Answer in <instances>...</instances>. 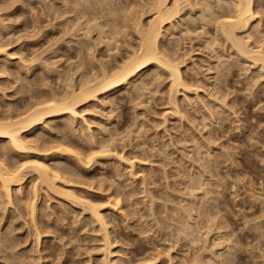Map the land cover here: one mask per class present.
<instances>
[{"label":"rangeland","instance_id":"374dc122","mask_svg":"<svg viewBox=\"0 0 264 264\" xmlns=\"http://www.w3.org/2000/svg\"><path fill=\"white\" fill-rule=\"evenodd\" d=\"M95 1L87 2L95 6ZM102 1L103 5L108 2V7H119L117 16H107L103 11L106 17L95 11L97 6L78 0H0V42L7 50L6 55L0 54V113L22 110L49 93L62 96L72 82L78 85L102 64L114 69L113 73L127 60L128 52H139V36L128 27L130 17L126 15H130V10L146 27L154 17L149 7L153 1ZM198 1L202 0L192 1L193 10L186 7L182 11V20L173 22L174 30L165 26L163 34L167 36L160 41L163 49L184 59L180 69L191 89L176 94L177 109L169 102L168 75L151 68L139 76L137 90L121 88L82 107L83 121L77 118L71 124L62 117L48 121V127H39V135L49 141L47 148L69 140L61 145L66 153L53 147L43 154L48 155L46 161L50 159L46 164L57 162L74 168L78 155L87 157L93 153L91 150L96 152L101 147L106 154H99L98 163L83 166L85 177L78 180L94 184L92 188L76 186L74 194L81 199L79 203L40 196L35 211V219L40 222L37 229L27 214L29 203L25 199L19 202L20 197L13 195L17 198L14 205H7L0 195V264H211L217 254L235 264H264V75L261 77L258 64L245 57L241 60L229 43L213 40L214 25L198 20L202 19L196 13L201 10ZM231 1L227 2L231 5ZM252 2L259 15L247 33L259 24L260 33L256 35L263 39L254 36V40L261 39L264 46V0ZM204 15L207 17V13ZM112 21L116 22L114 26ZM187 24L192 25L188 28ZM183 30L185 35L181 34ZM245 34L239 36L245 39ZM247 42L257 47L250 40ZM55 138H62L63 142H56ZM117 152L123 161L115 158ZM15 159L11 156L9 162H16ZM24 185L22 196L26 197L32 184L28 179ZM113 198L119 200L117 205ZM250 204L253 208H249ZM88 205L99 206L104 217L108 239L113 244L109 248L111 257L103 247L104 231L88 213ZM206 211H211L210 215ZM217 221L224 226L215 228ZM257 223L263 224L260 231ZM36 230L40 233L37 238Z\"/></svg>","mask_w":264,"mask_h":264},{"label":"bare ground","instance_id":"6f19581e","mask_svg":"<svg viewBox=\"0 0 264 264\" xmlns=\"http://www.w3.org/2000/svg\"><path fill=\"white\" fill-rule=\"evenodd\" d=\"M78 1H83V3H88L87 1L90 0H78ZM110 3V0H107ZM119 1V0H118ZM153 1L152 3L148 2V4L150 3L151 5L150 7V11L153 12V19L148 23V25L146 27H144L141 23V20L137 17H134L133 15L136 16V14H131L130 10L128 11L130 14L128 17H130V19L125 18V20H127V22H129L128 27H130V29H133V31L135 30V34L139 39V52H128L127 55V60L126 61H122V63L120 65L117 66V69L115 68V71L112 73V70H110L106 65H101L100 63L98 65H101L100 68H96V66L98 67V65H95L96 70H98L96 73L94 71V74L91 75V77L93 76V78L91 77H80V79H85L82 81V79L80 81H78V85H73L75 82H72V86H66V93L62 96L58 95L57 92L54 94H48L47 96L45 95V97H43V99H40L39 101H35L32 104L31 103H27L28 106L22 110H14V113L10 112L8 114H2L0 113V195H2L1 197L5 198V201L7 205H14V200H16L17 198L14 197L13 195H17L20 197V201H23L24 199L29 203V205L26 206L28 207V211L27 214L30 216V220L33 223V227L35 226L36 228V224L37 223V219H35L36 217V203L39 200L40 196L42 197V195H44V197H48L51 200L52 199H59L60 201H70L72 203H77L78 202V195L76 196L74 194L75 188L76 186H85L87 188L90 187L92 188V184L94 183H89L87 184V182L85 183L84 181H79L78 179L82 180L81 178L85 177L83 175V166L90 165L89 163H96L97 161V157L100 156L99 154H104L106 152L105 149H103V147H101V149L97 148L98 151L96 150V152H94L93 150H91L93 153H90V155H88L87 157H84L85 155H83L84 158L79 157V155L77 156V162L76 165L74 163L73 167H67V166H63L59 163H55V162H51L52 164H46L49 160L46 161V159H48V155H43L44 153H48V151H52L53 149L57 151L59 150L60 153H66V149H63L61 145H64V143L66 144V142H68L69 138H63V140H68V141H61V139L59 140L58 138L56 139V142L59 140V142H63V144L61 143L60 146H51L49 148L48 147V142L45 138H43L42 136L39 135V130H41L39 127H41L42 125H45L48 127V121H52L54 119L57 118H62V117H67L68 120H70V123H74V121L79 118L80 120L83 121L84 117H83V113L81 114L80 110L82 107L89 105L91 102H95L98 100L99 96H103V97H108L107 95L117 92L119 91L121 88H130V90L133 88H136V83L137 80L139 78V76L141 77L142 73L145 72L148 69L154 68L157 70H160L162 72H165L168 75V79L170 81V96H169V102L170 105H173V107H176V94L179 91H183L185 93V91L189 92V90L191 89L187 83H185L183 77H182V73H181V66H183L184 64V59H180V58H176L175 54L177 53H171V51L169 52L167 49H163V46H160V41H162L161 39H163V41L166 39L164 38V36L166 37L167 35H164L163 30L165 28V26H175L173 25V22L178 19L181 18L182 20V16L181 15L182 11L185 10L186 7H190L189 9L193 10V0H173L172 3H170V0H150ZM195 1V0H194ZM230 1V0H227ZM226 0H202L201 2L198 1L200 4V9H198L200 11L196 12L198 14H200L199 17H201L202 19H198V20H202L201 22H203L204 24H209L207 26H211L214 25L213 29H214V33H216V35L211 36L213 38V40L215 42H217V40L222 41L224 44L225 43H229L231 45V47H233L236 52L237 55L241 57H243V59L247 58L249 59L253 64H258V70L261 69V72L263 74H260L261 77L264 75V46L262 45V41L257 40L258 37L256 34L260 33L259 31H257V28L259 26H256L253 28L251 33H247L249 28H251V24L253 22H255V16L258 14V11H256L254 9L253 6V2L252 0H233L231 1L234 5L229 4V2H227ZM66 2V1H65ZM95 7V11H98L97 13H102L104 11V13L108 15H110V17H115L117 16L116 12H117V8L119 7H108L109 4H107L108 2H106L105 0V4L103 5V1L102 0H96ZM144 2V1H143ZM197 2V3H198ZM91 2H89L87 5H89ZM94 3V1H93ZM118 3V2H117ZM128 3H132V2H128ZM144 4V3H143ZM259 4V3H258ZM85 5V4H84ZM92 6V4H90ZM89 5V6H90ZM113 5V4H112ZM79 6V5H78ZM92 6V7H93ZM105 6V7H104ZM107 6V7H106ZM116 6V5H115ZM131 7L133 6L132 4L130 5ZM148 6V5H147ZM195 6V5H194ZM202 6V7H201ZM90 7V9L92 8ZM130 7V8H131ZM148 7V9H149ZM231 7V8H230ZM98 8V10H97ZM122 8V7H121ZM129 8V9H130ZM147 8V7H146ZM94 10V8H92ZM196 9V8H195ZM74 10V9H73ZM72 10V11H73ZM120 10V9H119ZM118 10V12H119ZM135 10V8H134ZM197 10V9H196ZM197 10V11H198ZM220 10V12H222V14L218 11ZM227 10V11H226ZM195 11V10H194ZM194 11L192 13H194ZM218 11V12H217ZM94 12V11H93ZM133 12V10H132ZM135 12V11H134ZM191 12V11H189ZM102 13L103 15L106 16V14ZM124 13V12H122ZM185 13V12H183ZM207 13V17H205L204 14ZM93 14V13H92ZM96 14V12H95ZM99 14V16H100ZM187 14V13H186ZM197 14V15H198ZM87 15V14H86ZM132 15V16H131ZM190 15V14H189ZM196 15V14H195ZM209 15V16H208ZM259 15V14H258ZM84 16V15H83ZM94 16V14H93ZM98 16V14H97ZM96 16V17H97ZM106 16V17H107ZM186 16V15H184ZM223 16V17H222ZM225 16V17H224ZM90 17V15H89ZM95 17V16H94ZM131 17H133L131 19ZM139 17V16H138ZM190 18L192 16H189ZM198 17V18H199ZM222 17V19H221ZM86 18V17H85ZM92 18V17H91ZM101 18V17H99ZM137 18V19H135ZM193 18V17H192ZM207 18L206 21H204ZM260 18V17H259ZM84 19V18H83ZM95 19V18H94ZM104 19V16H103ZM121 19V18H120ZM197 19V18H196ZM194 19V20H196ZM79 20V19H78ZM102 20V19H101ZM108 20V19H107ZM113 20V18H112ZM133 20V21H132ZM180 20V21H181ZM184 20V19H183ZM106 21V20H105ZM109 21V20H108ZM116 21V19L114 20ZM124 21V20H123ZM190 22V20H188ZM191 23H193V19H191ZM199 21V22H200ZM80 22V21H79ZM113 22V21H112ZM185 22V21H184ZM207 22V23H205ZM258 22V21H257ZM93 23V22H92ZM108 23V22H107ZM116 23V22H115ZM113 22V26L115 24ZM130 23L133 24L130 26ZM182 23V22H181ZM196 23V21H195ZM111 26L112 23L110 22ZM197 24V23H196ZM98 25V24H97ZM101 25V24H100ZM126 25V24H125ZM188 28L189 26H191L192 24H187ZM81 26V25H80ZM88 26V25H87ZM92 26V25H91ZM96 26V25H94ZM108 26V25H107ZM183 26V25H182ZM186 26V25H185ZM255 26V24H254ZM3 27V26H2ZM76 27V26H75ZM99 27V26H98ZM101 27V26H100ZM128 27H126L127 29H129ZM134 27V28H132ZM172 27V28H173ZM203 27V26H202ZM94 28V27H92ZM97 28V26H96ZM95 28V29H96ZM117 28V27H116ZM121 28V27H120ZM169 28V27H168ZM187 28V27H186ZM185 28V29H186ZM204 28V27H203ZM202 28V29H203ZM94 29V30H95ZM119 29V28H118ZM167 29V28H166ZM170 29V28H169ZM184 29V30H185ZM206 29V28H205ZM87 30V29H86ZM114 30V29H113ZM123 30V28H122ZM174 30V28H173ZM180 30V29H179ZM184 30L179 33L181 34H186L187 30ZM191 29H188V32H190ZM194 30V28H193ZM200 30V29H198ZM79 31V30H78ZM120 31V30H119ZM176 31V30H175ZM203 31V30H202ZM206 31V30H205ZM92 32V31H91ZM100 32V31H99ZM103 32V31H102ZM100 33L98 34L99 36H102ZM107 32V31H106ZM168 32V31H167ZM173 32V31H172ZM184 32V33H183ZM196 32V31H195ZM207 32V31H206ZM125 33V32H124ZM127 33V32H126ZM125 33V35H126ZM129 33V32H128ZM134 33V32H132ZM198 33V32H197ZM202 33V32H201ZM242 33H246L245 35H247V37L245 39H242L241 35ZM130 34V33H129ZM166 34V33H165ZM171 34V33H170ZM169 34V35H170ZM184 34V35H185ZM204 34V33H203ZM85 35V34H84ZM241 37H240V36ZM244 35V34H243ZM106 36V35H105ZM171 36V35H170ZM174 36V35H173ZM188 36V35H187ZM198 36V35H197ZM210 36V35H209ZM254 36L257 37L256 41L254 40ZM204 37V36H203ZM103 38V37H102ZM106 38V37H105ZM104 38V39H105ZM198 38V37H197ZM206 38V37H205ZM215 38V39H214ZM253 38L254 42H252L253 40L251 39ZM97 39V38H96ZM101 39V38H99ZM103 39V40H104ZM211 39V38H210ZM207 40V39H206ZM209 40V39H208ZM207 40V41H208ZM212 40V39H211ZM210 40V42H211ZM246 40V41H245ZM250 40L252 46L256 44L257 47L254 48L251 47L250 43H248L247 41ZM2 41V40H1ZM96 41V40H95ZM162 41V42H163ZM207 41H205L207 43ZM118 42V41H117ZM205 43V44H206ZM209 43V41H208ZM262 43V44H261ZM10 44V43H9ZM108 44V42H107ZM211 45L214 44V42L210 43ZM217 44V43H216ZM110 45V44H109ZM207 45V44H206ZM204 45V46H206ZM259 45V46H258ZM5 44L4 42L1 43L0 42V54L3 52H7V50H4ZM7 46V45H6ZM210 46V45H208ZM109 47V46H108ZM115 47V46H114ZM118 48V47H117ZM165 48V47H164ZM168 48V47H167ZM229 48V47H228ZM231 49V48H230ZM91 50V49H90ZM96 50V49H95ZM172 50V49H171ZM90 52V51H88ZM97 52V51H96ZM173 52H176L173 50ZM235 52V51H234ZM233 52V53H234ZM111 53V52H110ZM93 54V53H92ZM2 55V54H1ZM6 55V53H5ZM111 55V54H108ZM113 55V54H112ZM232 55V54H231ZM236 55V56H237ZM9 56V55H8ZM238 56V57H239ZM94 57V56H93ZM108 57V56H107ZM180 57V56H179ZM245 57V58H244ZM10 58V57H8ZM183 58V57H181ZM222 58V57H221ZM232 58V57H231ZM5 59V58H4ZM113 59V58H112ZM220 59V58H218ZM223 59V58H222ZM237 59V58H234ZM246 59V60H247ZM98 60V59H97ZM242 60V59H241ZM7 61V60H5ZM26 61V60H25ZM24 61V62H25ZM44 61V60H43ZM96 61V60H95ZM229 61V60H228ZM227 61V62H228ZM244 61V60H243ZM23 62V61H22ZM110 62V61H109ZM118 62V61H117ZM247 62V61H245ZM7 63V62H6ZM33 63V62H32ZM94 63V61H93ZM222 63V62H221ZM244 63V62H243ZM249 63V62H248ZM95 64V63H94ZM93 64V66H94ZM245 64V63H244ZM115 65V64H114ZM224 65V63H223ZM243 65V64H242ZM251 65V64H250ZM255 65V66H256ZM85 66V65H84ZM92 66V67H93ZM2 67V66H1ZM47 67V66H46ZM246 67V66H245ZM7 68V67H6ZM111 71H109L108 69ZM49 69V68H48ZM61 69V68H60ZM83 69V68H82ZM94 69V68H93ZM218 69V68H216ZM256 69V70H257ZM95 70V69H94ZM248 70V69H247ZM50 71V70H49ZM82 71V70H81ZM85 71V70H84ZM93 71V70H92ZM73 72V71H72ZM228 72V71H227ZM2 73V72H0ZM71 73V72H70ZM79 73V72H78ZM77 73V74H78ZM229 73V72H228ZM259 73V72H258ZM257 73V74H258ZM31 74V73H30ZM75 74V73H74ZM144 74V73H143ZM219 75V72L217 73ZM2 75V74H1ZM6 75V74H5ZM58 75V74H57ZM81 75V74H80ZM259 75V74H258ZM59 76V75H58ZM218 77V76H217ZM260 77V76H259ZM258 77V78H259ZM60 78V77H59ZM65 78V77H64ZM143 78V77H142ZM73 79V78H72ZM216 79V78H215ZM220 80V79H219ZM224 81V80H223ZM62 82V81H61ZM139 82V81H138ZM221 83V82H219ZM70 85V84H68ZM190 85V84H189ZM225 85V84H224ZM65 86V85H64ZM69 87H71L70 89H68ZM196 88V87H195ZM195 88L193 87V91H195ZM218 88V87H217ZM226 88V87H225ZM140 89V87H139ZM214 91H215V87H213ZM137 90V88H136ZM218 90V89H217ZM4 91V90H3ZM128 91V90H127ZM141 91V90H139ZM221 91V90H220ZM182 92V93H183ZM64 93V92H63ZM192 93V92H191ZM197 93V92H196ZM222 93V92H221ZM226 93V92H225ZM34 94V93H33ZM218 94V92H217ZM222 95V94H221ZM225 95V94H224ZM41 96V94L39 95ZM38 96V97H39ZM44 96V95H42ZM185 96V95H184ZM36 97V95H35ZM42 98V97H41ZM217 98V97H216ZM106 99V98H104ZM37 100V98H36ZM109 100V99H108ZM187 100V99H186ZM222 100V99H221ZM105 101V100H104ZM107 101V100H106ZM226 101V100H225ZM172 103V104H171ZM222 105V103H220ZM104 105V104H103ZM189 105V104H188ZM220 105V106H221ZM13 108V107H12ZM23 108V107H22ZM177 109V107L175 108ZM13 111V110H12ZM6 112V111H5ZM183 114V113H182ZM178 115V114H177ZM86 123V122H85ZM70 124V125H71ZM87 125V124H86ZM85 125V126H86ZM65 126V125H64ZM73 126V125H72ZM43 127V126H42ZM46 127V128H47ZM81 127V126H80ZM43 130V129H42ZM47 130V129H46ZM49 130V129H48ZM77 130V129H76ZM66 131V130H65ZM68 131V130H67ZM50 132V131H49ZM47 132V133H49ZM76 132V131H75ZM74 132V133H75ZM60 133V131H59ZM68 133V132H67ZM51 134V133H50ZM66 137V134L63 135ZM91 137V136H90ZM102 137V136H101ZM93 138V137H92ZM54 139V138H53ZM58 139V140H57ZM98 139V138H97ZM88 140V139H87ZM195 140V139H194ZM52 141V140H51ZM55 141V140H54ZM193 141V140H192ZM214 142V140H213ZM55 143V142H53ZM93 143V142H92ZM112 143V142H111ZM114 143V142H113ZM47 144V145H46ZM52 144V142H51ZM59 144V143H56ZM46 145V147H45ZM50 145V144H49ZM68 145V144H67ZM96 145V144H95ZM99 145V144H98ZM112 145V144H111ZM110 145V146H111ZM115 145V144H114ZM56 147V149H55ZM61 147V148H60ZM93 147V146H92ZM53 148V149H52ZM94 148V147H93ZM7 151H6V150ZM70 150V149H69ZM68 150V151H69ZM86 150V149H85ZM84 150V151H85ZM100 150V151H99ZM49 151V152H50ZM56 151V152H57ZM90 151V152H91ZM113 151V150H112ZM108 152V151H107ZM53 155V152H51ZM69 153V152H68ZM67 153V154H68ZM74 153V152H73ZM77 153V152H76ZM111 153V152H110ZM78 154V153H77ZM76 154V155H77ZM106 154V153H105ZM113 153H111L112 155ZM115 158H117V160L119 161V159H121V161H123L124 158H122L121 153L118 154L114 153ZM51 155V154H50ZM49 155V157H50ZM51 155V156H52ZM55 155V154H54ZM75 155V154H74ZM75 155V156H76ZM15 157L17 160L14 164L10 163L9 158L10 157ZM105 158V156H103ZM103 157H99V158H103ZM108 157V156H106ZM111 157V156H110ZM113 157V156H112ZM51 158V157H50ZM54 158V157H53ZM103 158V159H104ZM29 159V161H28ZM114 159V158H113ZM147 159V158H146ZM39 160H43L44 162H39ZM56 160V159H55ZM130 160V159H129ZM142 160V159H141ZM52 161V160H51ZM106 161V160H105ZM128 161V160H127ZM199 161V160H198ZM197 161V162H198ZM60 162V161H59ZM99 162V161H98ZM97 162V163H98ZM126 162V161H125ZM62 163V161H61ZM73 163V162H72ZM135 163V162H134ZM54 164V165H53ZM130 164V163H129ZM132 162L130 164V167H132ZM86 169V167H85ZM89 171V170H88ZM85 172V170H84ZM135 172V171H134ZM88 174V173H87ZM27 175H30L27 177ZM134 175V174H133ZM241 177V176H240ZM28 178L30 180V183L32 184L31 186V193L25 195L26 197H23V186L25 183V180ZM84 179V178H83ZM93 180V178H92ZM98 180V178H97ZM102 181V180H101ZM27 182V181H26ZM89 182V180H88ZM94 182V181H93ZM107 182V181H106ZM200 182V181H199ZM97 183V182H96ZM187 183V182H186ZM195 183V182H194ZM191 184V183H190ZM101 186V185H100ZM203 186V185H202ZM102 187H104V185H102ZM198 187V186H196ZM82 188V187H81ZM186 188V187H185ZM89 189V188H88ZM99 189V188H98ZM144 189V188H143ZM202 190V188H200ZM197 190V191H200ZM95 190V187H94ZM97 190V189H96ZM101 190V189H100ZM191 190V189H190ZM206 190V189H205ZM89 191V190H88ZM144 191V190H142ZM189 191V190H188ZM102 192V190H101ZM102 193H105L102 192ZM118 193V192H117ZM116 193V194H117ZM250 193V192H249ZM113 195V196H117V195ZM203 195V194H202ZM22 196V198H21ZM119 196V195H118ZM263 196V195H262ZM18 197V198H19ZM54 197V198H52ZM80 197V196H79ZM112 197V196H111ZM258 197V196H257ZM260 197V196H259ZM47 199V198H46ZM115 199V198H113ZM260 199V198H259ZM24 200V201H25ZM58 200V201H59ZM81 200V199H80ZM85 201V200H84ZM83 201V202H84ZM119 201V200H118ZM117 201V202H118ZM256 202V199L254 200ZM259 201V200H258ZM116 202V199H115ZM114 202V203H115ZM117 202L115 203V205H117ZM263 202V201H262ZM25 203V202H24ZM79 203V202H78ZM80 203H82L80 201ZM153 203V202H152ZM261 203V202H260ZM86 204V203H85ZM91 204V203H90ZM93 204V203H92ZM113 204V203H112ZM255 204V203H254ZM97 205V204H96ZM258 205V204H257ZM260 205V204H259ZM86 206V205H84ZM83 206V207H84ZM89 206V205H88ZM87 206V207H88ZM113 206V205H112ZM119 206V204H118ZM117 206V208H118ZM251 206V204H250ZM255 206V205H254ZM79 207V206H78ZM82 207V208H83ZM99 206H89V214L90 216L94 219V221L99 223V226L101 227L100 229H102V232L104 233V238H102V240H104L103 243H105V246H103L106 251V255L109 257L111 254L110 251V247L111 246V242L108 239V230L105 228L106 222L104 220L103 215L101 214V212L98 210ZM114 207V206H113ZM184 207V206H183ZM217 207V206H216ZM257 207V206H256ZM263 207V206H262ZM262 212L264 211V208H262ZM249 208H253V206L249 207ZM259 208V207H258ZM84 210L85 207L83 208ZM16 210V209H15ZM200 210V209H197ZM209 210V208H208ZM258 210V209H257ZM153 211V210H152ZM203 211V210H202ZM213 212V210H211ZM211 211H206L209 215L211 213ZM86 212V211H85ZM186 212V211H185ZM221 212V211H220ZM259 212V211H257ZM200 213V211H199ZM197 213V214H199ZM204 213V212H203ZM202 215L200 216H203ZM217 212H215L216 214ZM192 214V213H191ZM194 214V213H193ZM192 216V215H190ZM189 216V217H190ZM200 216H198L200 218ZM212 216V215H211ZM214 216V215H213ZM258 216V215H257ZM187 217V218H189ZM204 217V216H203ZM215 217V216H214ZM218 217V215L216 216ZM255 217V216H254ZM194 219L195 217H191V219ZM212 218V217H211ZM190 219V218H189ZM201 219V218H200ZM213 219V218H212ZM244 219V218H243ZM246 219V218H245ZM259 219V218H258ZM185 220V219H184ZM211 220V219H210ZM215 220V219H214ZM212 220V221H214ZM219 220V219H218ZM256 220V219H255ZM254 220V221H255ZM192 221V220H191ZM195 221V220H193ZM209 221V220H207ZM245 222V220H243ZM251 221V220H249ZM201 222V221H199ZM198 222V223H199ZM211 222V221H210ZM216 222V221H215ZM214 222V224H215ZM242 222V220H241ZM192 223V222H191ZM218 225L216 224L215 228H222V226H224V224L222 225L221 223L219 224V222L217 221ZM225 223V222H222ZM246 223L247 219H246ZM245 223V224H246ZM254 223V222H253ZM263 223V222H262ZM262 223H257L255 226L257 228V231L259 228H261L260 226H263ZM97 224V223H96ZM201 224V223H200ZM209 224V222H208ZM213 224V222H212ZM244 224V223H243ZM182 225V224H181ZM185 225V224H184ZM189 225V224H188ZM194 225V224H193ZM195 225H196V221H195ZM187 226V223H186ZM200 226V225H199ZM208 226V225H207ZM227 227V225H225ZM195 227V226H193ZM192 227V228H193ZM202 227V226H201ZM225 227V228H226ZM181 228V227H180ZM186 228V227H185ZM189 230V227H187ZM186 228V229H187ZM197 228V225L195 227V229ZM214 228V229H215ZM224 228V227H223ZM263 228V227H262ZM37 229V228H36ZM183 229V227H182ZM191 229V228H190ZM194 229V228H193ZM192 229V231H193ZM194 229V230H195ZM198 229V228H197ZM206 229V228H204ZM227 229V228H226ZM262 230V229H261ZM186 231V230H185ZM184 231V232H185ZM198 231V230H197ZM256 231V232H257ZM36 233V238L39 237L40 233L38 230L35 231ZM101 232V231H100ZM44 233V232H43ZM191 233V231H190ZM198 233V232H197ZM206 233V232H205ZM208 233V232H207ZM212 233V232H211ZM180 234V233H179ZM209 234V233H208ZM207 234V235H208ZM101 235V234H100ZM186 235H189L186 234ZM217 235V234H216ZM231 235V234H230ZM259 235V233H258ZM198 236V235H197ZM202 236V235H201ZM188 237V236H187ZM208 237V236H207ZM259 237V236H258ZM257 237V238H258ZM193 238V237H192ZM256 238V237H255ZM201 239V238H200ZM219 239V238H218ZM39 240V239H38ZM225 240V239H224ZM240 240V239H239ZM259 240V239H258ZM112 241V240H111ZM219 241V240H218ZM228 241V240H227ZM191 242V241H190ZM193 242V241H192ZM204 242V241H203ZM224 242V241H223ZM256 242V240H255ZM113 243V242H112ZM237 244V243H236ZM240 244V243H238ZM259 245V241L258 244ZM264 245V244H263ZM220 246V245H219ZM233 247V246H232ZM219 248V247H218ZM231 247H229L230 249ZM234 248V247H233ZM171 249V248H170ZM211 250V249H210ZM223 250V249H222ZM227 250V249H225ZM232 250V249H230ZM258 250V249H256ZM206 251V250H205ZM213 251V250H212ZM236 252V248L234 250ZM1 252V250H0ZM228 252V251H227ZM227 252L225 254H227ZM238 252V251H237ZM3 253V251H2ZM105 253V252H104ZM234 254V253H233ZM263 254V253H262ZM213 255V254H212ZM215 255V254H214ZM213 255V257H214ZM232 255V253L230 254ZM235 255V254H234ZM234 255H232L233 257H235ZM264 255V254H263ZM229 256V255H228ZM260 256V255H259ZM111 257V256H110ZM221 256L220 254H217L215 258V263H213V259L211 264H235L234 260H225L227 258ZM171 258V257H170ZM231 258V257H230ZM261 258V257H260ZM4 259V257H3ZM202 259V258H201ZM156 260V259H155ZM172 260V259H171ZM170 260V261H171ZM258 260V259H256ZM263 260V259H262ZM193 262V261H192ZM110 263V262H109ZM147 263V262H146ZM7 264V263H4ZM103 264H108L105 262H103ZM257 264V263H256Z\"/></svg>","mask_w":264,"mask_h":264}]
</instances>
